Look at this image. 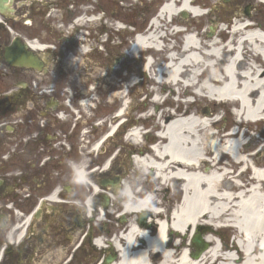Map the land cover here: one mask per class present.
<instances>
[{
  "label": "flooded vegetation",
  "instance_id": "obj_1",
  "mask_svg": "<svg viewBox=\"0 0 264 264\" xmlns=\"http://www.w3.org/2000/svg\"><path fill=\"white\" fill-rule=\"evenodd\" d=\"M170 1L0 0V264H120L122 249L130 246L126 236L132 222L155 236L157 220L170 219L164 200L159 199L163 212L157 215L155 209L128 212L116 197L113 187L121 180L135 187L137 200L155 189L150 178L133 179L128 167L122 170L127 162L133 164L132 151L125 153L117 169L102 173L95 212L83 215L64 188L70 178L68 163L75 158L69 150L75 139L71 108L84 98L70 70L89 65L94 57L101 66L103 50L106 54L108 41L115 43V38L121 39L116 48L123 52L118 65L135 58L139 66L134 68L146 75L151 55L159 70L166 57L162 48L136 57L130 52L136 37L155 29L161 44L165 37L182 40L187 34V14L162 15ZM126 7L132 13L127 20L133 21L120 18ZM194 28L204 31L200 21ZM130 37L127 48L123 40ZM117 76L124 75L118 70ZM141 82L138 76L128 86ZM125 85L120 81L117 88L124 96ZM132 115L121 119L116 129L122 139ZM251 130L264 137L262 129ZM107 132L108 128L103 133ZM251 148L246 154L258 158L261 146L254 143ZM136 235L135 244L143 246L146 237Z\"/></svg>",
  "mask_w": 264,
  "mask_h": 264
},
{
  "label": "bare ground",
  "instance_id": "obj_2",
  "mask_svg": "<svg viewBox=\"0 0 264 264\" xmlns=\"http://www.w3.org/2000/svg\"><path fill=\"white\" fill-rule=\"evenodd\" d=\"M182 13L191 14L195 19L205 15L190 0L168 2L162 15L175 17ZM177 21L182 23L183 19L178 18ZM245 21H248L246 17L239 16L234 21L238 25L231 31L232 34L226 33L223 27L216 32L213 28L209 39L204 33L197 32L188 33L183 40L174 36L179 42L175 38L165 37L164 44L159 43V38L153 34L155 29L144 39H138L133 51L142 47L144 53L153 52L147 46L166 51L160 71L155 67L157 61L151 63L149 59L146 66L151 73L160 77L165 86L177 85L178 99L194 93L200 101L212 103L215 107L232 105L234 116L242 121L238 126L263 129L264 27L260 24L247 25ZM223 35L225 40L220 41L217 36ZM161 96L158 88H153L148 90L146 101L160 104ZM117 97L121 101L117 113L125 115L128 108L124 102L126 96L117 92ZM182 103L189 105L191 101L182 100ZM214 112H202L196 107L195 111L179 109L166 113L163 110L160 115L159 112L157 116L156 113L155 116L151 114V117L158 119L155 127H160V141L152 148L150 155H137L135 165L146 166L150 173H154L152 184L156 188L150 190L154 196L161 191L159 186L164 188L171 181L180 183L183 196L171 219L160 222L159 232L155 236H148L131 223L126 237L132 244L122 249L120 264H264L263 140L253 136L251 143L247 142V131L236 130L232 127L233 123L226 127L225 134L219 135L222 131L219 132L217 125L221 123V117ZM118 116H114L115 122L120 119ZM116 126V123L113 124L109 133ZM110 135L100 139L94 149L101 152L103 143ZM129 139L141 146V130L133 127ZM254 143L261 146L258 158L246 154ZM140 153L143 154L144 150L140 149ZM112 161L106 159L103 171L109 170ZM249 162L257 163L252 171L248 169L251 168ZM206 165L208 167L205 169ZM233 169L238 170L237 173ZM93 173H89L90 176ZM93 183L94 193H97L100 189ZM156 208L155 199L153 209ZM124 209L139 212L142 205L124 206ZM200 222L218 229H229L236 250L225 252L218 241L209 235L208 249L199 255L189 252L183 240L188 233H192L194 226L198 228ZM137 233L147 239L143 246L135 244ZM177 237H180V243ZM152 255L157 262L153 261Z\"/></svg>",
  "mask_w": 264,
  "mask_h": 264
},
{
  "label": "rangeland",
  "instance_id": "obj_3",
  "mask_svg": "<svg viewBox=\"0 0 264 264\" xmlns=\"http://www.w3.org/2000/svg\"><path fill=\"white\" fill-rule=\"evenodd\" d=\"M196 2L199 4L200 7L208 6L209 15H206L207 12L205 11L206 12L205 15L202 18H197L196 20L191 15H189L187 17L188 27H189V30L194 29V26L192 27V25L195 23V21H197L198 23L200 21V23L204 25V34H205V37H207L208 39L211 37L208 31V27L211 24L210 23L211 19L218 21L216 26L221 28V27H224L230 24V22L233 23L232 21H235L237 19V17H231L232 15H236L238 17L242 15H246L247 13L245 10L248 7L250 8L249 14L255 16L251 18L255 19L256 24H260L264 26V3L258 0H228V1L226 0H198ZM209 10L211 12H209ZM130 14H132L130 11V8L126 7V10H124V15L121 17L120 16L118 17L122 18L125 21H133V20H127V17L131 18L129 16ZM224 31L228 32V34H231L229 33V30H224ZM125 37H126V34H125ZM132 39H133L132 37L124 38L123 41L126 43L125 47L128 48V41ZM220 39L225 40V36L224 35L221 36ZM120 41H121L120 38L118 39L115 38V43H110L111 42L110 40L108 41L107 53L105 54V51L103 50L104 56H101V62H102V64H100L101 66H98V64H95L94 61L97 60V58L94 57L93 60L91 58L92 61L89 65L85 66L84 64H82L84 66L74 67L72 70H70L72 74V78H73V83L75 86L78 85L81 93H83V91L86 89L85 94L87 95L89 93L88 87L90 85H93L95 89L92 92L98 98L97 99L98 102L95 101L96 102L95 109L86 108V111H85L86 112L85 117L87 116L86 119H82V122L80 124H79L80 121L79 122L76 121L78 126L76 125V123L73 125V127L75 128L74 130L75 139L73 142H70V145H69L70 147L69 150L73 151L74 153V157H75L74 160H80L81 157H83V160L87 161L88 166L90 165L91 168L97 167L98 170L95 169L96 171H94L93 173L94 175L91 176L94 178V179L91 178L92 181L97 185H98V181L102 173H104L102 165L103 163H105L107 158L113 159L112 161L113 165L111 166L113 169H117L119 165L123 164L124 162L123 156L125 155V153L129 152L131 148L133 150L137 148L136 149L137 152L140 149H143L149 155L153 152L150 146L148 147V144H151L152 141L153 143H159L160 138L158 137V135H156V132L159 131L160 127L158 128L155 127V125L158 124V119L156 120L157 117H151V114H154L155 116V113H156V116H157L158 112L160 115L163 110L167 113L168 111H171V107L172 108L174 107V109L176 110L189 109L190 111H195L196 107H198L199 110H201L202 112H206V111L214 112L215 110L216 115L221 117V123L217 125V128H219V130L221 131H223L224 129L227 130V128L230 127L232 121L235 122L236 120V118L233 116V114L230 111L231 110L230 105L215 107L214 104L212 103L200 101L198 98H196V95L194 93H190V95L188 96L184 95L183 97H181L182 99L185 98V100L191 101V104L184 105L182 103V99L177 101L176 97H173L174 94L173 95L169 94L170 87L171 89L174 88L173 85H169V84H166L167 85L166 94L165 95L163 94V96H161L162 101L160 104L150 103L149 101H146L147 100L146 93L148 92V90L155 88V86H152L151 84L153 83L154 79H157L159 81H162V80L160 79L159 76H156L153 73H151V75L150 73L149 74L147 73L146 75H142L139 72V70H136V68H134V67L139 66L135 58L130 59L129 62H126V60H124L123 65L121 66L118 65L117 58H119V56L120 55L122 56L123 54L121 50H118V48H116V44H118ZM141 59L143 58L141 57ZM124 64H127V66H124ZM118 70L120 74L124 76H121V77L117 76ZM138 76L142 78V82L139 85L129 87L128 85H131L132 81L136 80ZM120 81L122 83L124 82L127 83V85H125L123 88L127 95L124 100L127 103V105H129L126 111L127 116L133 114L132 115L133 117L131 119L132 124H130L125 129L126 130L128 128L133 129L132 127H135V128H139L141 130V133H142V130H146L147 132L145 133L146 135H144V139L145 137L147 138L144 140L141 146H138L132 141H130V139L127 138L126 134L123 139H122V136H117L116 134H112L110 135L109 139L105 143H103L101 147V152L96 156L89 157L86 150L89 149L99 139H101L102 136L106 135L103 133L105 129L108 128V132H109L110 127L115 123L117 124V122H115L116 120L114 119V116L116 114L117 107L121 106V102L119 98L117 97V89H116L119 87L118 85L120 84ZM86 85L88 86L86 87ZM157 87L159 88V86H156V88ZM176 90H178L177 85H176ZM177 94L178 93L175 92L176 96ZM148 99L150 100L151 97H149ZM163 99L165 100V103H163ZM80 112L82 113V111ZM91 114L93 115L92 119L88 117ZM124 116H126V114ZM98 120L101 123L96 125L95 122H97ZM80 125H85V128L83 130H90V131L86 135H84V138L81 140L83 141L84 145L82 144L79 148V144H78L79 138L78 137H79L80 129L78 127H80ZM102 129L104 130L101 131ZM108 132H107V135L109 134ZM223 134L225 133H222L221 135ZM256 137L258 138V136ZM260 139H262L264 143V137L263 138L260 137ZM121 143L124 144V146L121 145ZM86 146L89 148H86ZM81 150L83 154L80 155L79 151ZM262 152L264 154V150ZM116 155H118V157H115ZM140 156H144V155H140ZM206 158L208 159L210 158V156H206ZM127 167L130 170L131 176L134 175L133 179L134 178L137 179L138 178L137 170L140 167L139 166L135 167L130 162H127V164H125V166L121 168L122 170L124 169L128 170ZM206 167H208V165L204 166L205 169ZM150 176H151V183H153L152 181L154 177L152 175H149V177ZM154 188L156 187L154 186ZM158 188L161 189V191L158 193V197L160 196L159 197L160 200H164V205L165 207H167V210L170 209V211H172L176 206H178V204L180 203L182 199V191L180 190L181 189L180 183L176 181H171L166 187L163 188L159 186ZM86 193H91L92 196H94V200L98 205L99 195L95 196L93 191L92 190L89 191L88 188L85 190H81L82 195ZM206 225H207L206 227L210 228V230L213 232L214 236L220 235L223 238L224 242L226 243L224 246L230 248L232 245L235 244V242H233L232 240L233 239V237L231 236L232 232H230L229 229H226L224 227H221L218 229L210 224H206ZM205 231H208V229L205 228ZM191 239L192 238L190 236L186 235V238L183 241L185 242L184 243L185 246L190 249L189 252L193 253L194 251H197V250L193 246H190L191 244L189 245V243H191ZM209 263L207 262L205 264H209Z\"/></svg>",
  "mask_w": 264,
  "mask_h": 264
},
{
  "label": "clouds",
  "instance_id": "obj_4",
  "mask_svg": "<svg viewBox=\"0 0 264 264\" xmlns=\"http://www.w3.org/2000/svg\"><path fill=\"white\" fill-rule=\"evenodd\" d=\"M68 167L70 169V178L65 183V191L75 201V205L79 211L87 216L95 203L94 197L91 193H86L84 195L81 194V190L87 189L92 183L91 176L88 172V163L83 159L70 160ZM148 175H154V173H150L146 166H142L137 170V177L139 178ZM136 183H139V179ZM113 191L120 203L125 207H132L140 204L142 205V211L144 214L151 212L153 209L155 202L154 194L151 192H145L143 194V199L137 201L135 187L130 182L121 180V182L114 185Z\"/></svg>",
  "mask_w": 264,
  "mask_h": 264
},
{
  "label": "water",
  "instance_id": "obj_5",
  "mask_svg": "<svg viewBox=\"0 0 264 264\" xmlns=\"http://www.w3.org/2000/svg\"><path fill=\"white\" fill-rule=\"evenodd\" d=\"M194 243H196L197 245H201L202 244L199 237H197V238L194 239Z\"/></svg>",
  "mask_w": 264,
  "mask_h": 264
}]
</instances>
